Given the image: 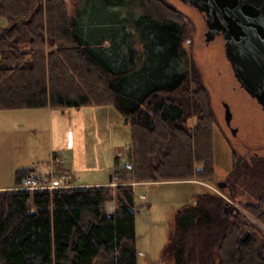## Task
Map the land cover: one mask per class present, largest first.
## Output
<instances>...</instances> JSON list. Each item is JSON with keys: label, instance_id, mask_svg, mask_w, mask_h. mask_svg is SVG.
Returning a JSON list of instances; mask_svg holds the SVG:
<instances>
[{"label": "trees", "instance_id": "16d2710c", "mask_svg": "<svg viewBox=\"0 0 264 264\" xmlns=\"http://www.w3.org/2000/svg\"><path fill=\"white\" fill-rule=\"evenodd\" d=\"M75 12L63 0H0V109L110 105L128 118L131 166L115 170V197L104 186L0 192V264H136L134 188L121 183L215 175L213 116L191 86L198 72L180 14L161 0H81ZM30 175L18 170L13 188ZM262 190L246 212L264 227ZM207 194L175 216L163 257L193 264L206 251L216 264H264V238L242 242L239 225H215Z\"/></svg>", "mask_w": 264, "mask_h": 264}, {"label": "rangeland", "instance_id": "374dc122", "mask_svg": "<svg viewBox=\"0 0 264 264\" xmlns=\"http://www.w3.org/2000/svg\"><path fill=\"white\" fill-rule=\"evenodd\" d=\"M63 1L67 13L74 16L81 0ZM161 1L187 24L188 36L182 46L198 72L192 89L199 85L205 92L213 116L215 175L211 181L163 182L157 178L121 183L134 188L136 264H175L170 257H163L165 247L171 245L175 216L183 207L200 204L202 193L209 195L204 200L218 218L215 225L225 228L234 223L239 225L241 236L248 231L253 239L264 238V227L246 212L248 205L258 204L263 192L264 110L235 79L224 54L222 36L206 38L203 13L179 0ZM224 104L231 114L229 125ZM196 119L192 115L188 124H195ZM124 120L110 105L0 109V192L15 189L9 187L15 186L18 170L31 169L34 179H44L46 184L53 180L52 190L64 188L67 183L79 187L82 183L108 181L109 174L112 179L104 187L112 189V197L117 196L115 170L131 166L127 153L131 143L129 122ZM159 151L161 159L164 151ZM225 181L232 187L230 194L217 186ZM115 202L114 198L105 203L107 213H114ZM212 258L205 251L193 264H216Z\"/></svg>", "mask_w": 264, "mask_h": 264}, {"label": "water", "instance_id": "95a60500", "mask_svg": "<svg viewBox=\"0 0 264 264\" xmlns=\"http://www.w3.org/2000/svg\"><path fill=\"white\" fill-rule=\"evenodd\" d=\"M203 13L206 38L224 40V54L241 88L264 110V0H179ZM225 122L231 114L227 104ZM127 123V118L124 120ZM234 134L235 130H230ZM110 176V175H109ZM109 177V182L111 181ZM226 183H218L223 188ZM238 210V209H237ZM113 213H107L111 218ZM246 231L240 237L245 242Z\"/></svg>", "mask_w": 264, "mask_h": 264}, {"label": "built area", "instance_id": "2783aa9c", "mask_svg": "<svg viewBox=\"0 0 264 264\" xmlns=\"http://www.w3.org/2000/svg\"><path fill=\"white\" fill-rule=\"evenodd\" d=\"M42 181L44 180L39 181L37 179L29 177L24 181V183L18 189L28 192L34 189H35L34 191H41V190L53 191L52 189H50L52 187L53 180L49 184H46Z\"/></svg>", "mask_w": 264, "mask_h": 264}, {"label": "crops", "instance_id": "0c3cea01", "mask_svg": "<svg viewBox=\"0 0 264 264\" xmlns=\"http://www.w3.org/2000/svg\"><path fill=\"white\" fill-rule=\"evenodd\" d=\"M8 25V22L7 20L3 19V18H0V28H6ZM191 124V122H190ZM194 126V123L191 124V127ZM117 150V149H116ZM106 170H109L108 168H106ZM109 176V174H108ZM171 182V181H170ZM109 183V181H98V182H93V183H87V184H78L79 187H98V186H107ZM8 188V187H7ZM6 188V189H7ZM9 188H12V187H9ZM105 208H106V205H105ZM106 210V209H105ZM107 211V210H106Z\"/></svg>", "mask_w": 264, "mask_h": 264}, {"label": "flooded vegetation", "instance_id": "af4514ba", "mask_svg": "<svg viewBox=\"0 0 264 264\" xmlns=\"http://www.w3.org/2000/svg\"><path fill=\"white\" fill-rule=\"evenodd\" d=\"M225 185H224V187L223 188H221V190H225V189H227L228 190V192H229V194L232 192V187H231V185L229 184V183H227L226 181H225Z\"/></svg>", "mask_w": 264, "mask_h": 264}]
</instances>
